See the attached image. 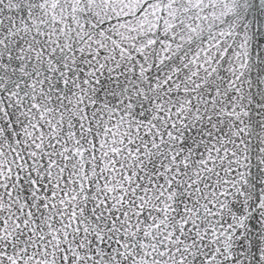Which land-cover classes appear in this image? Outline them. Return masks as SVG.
<instances>
[{
	"label": "snow or ice",
	"instance_id": "snow-or-ice-1",
	"mask_svg": "<svg viewBox=\"0 0 264 264\" xmlns=\"http://www.w3.org/2000/svg\"><path fill=\"white\" fill-rule=\"evenodd\" d=\"M0 264H264V0H0Z\"/></svg>",
	"mask_w": 264,
	"mask_h": 264
}]
</instances>
